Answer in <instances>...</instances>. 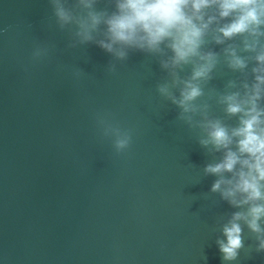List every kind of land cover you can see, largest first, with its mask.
<instances>
[{
  "label": "water",
  "instance_id": "obj_1",
  "mask_svg": "<svg viewBox=\"0 0 264 264\" xmlns=\"http://www.w3.org/2000/svg\"><path fill=\"white\" fill-rule=\"evenodd\" d=\"M69 35L48 0H0V264H222L220 222L239 209L202 173L221 154L209 155L157 93L167 78L158 59L130 51L108 74L112 56L95 44L65 51ZM39 42L56 48L33 63ZM73 67L87 75L74 79ZM242 78L222 64L205 99ZM98 113L132 130L126 153L101 139ZM243 236L232 264H264L246 226Z\"/></svg>",
  "mask_w": 264,
  "mask_h": 264
},
{
  "label": "clouds",
  "instance_id": "obj_2",
  "mask_svg": "<svg viewBox=\"0 0 264 264\" xmlns=\"http://www.w3.org/2000/svg\"><path fill=\"white\" fill-rule=\"evenodd\" d=\"M48 2L56 27L70 34L65 51L97 45L113 58L108 74L116 73L117 62L127 60L130 51L158 59L167 78L157 83V93L179 109L176 121L198 130L197 141L209 155L221 154L202 170L203 176L217 177L211 193L239 209L220 222L223 238L216 243L222 264H232L245 249V226L255 237V251L264 253V0H106L103 9L97 8L100 0ZM210 43L223 46L221 52L208 48ZM55 48L36 43L32 62L49 59ZM222 64L243 78L229 80L223 92L205 99ZM189 67L190 74L181 76ZM86 75L73 67L74 79ZM213 98L223 117L211 114ZM233 119L235 126L226 122ZM95 120L116 155L130 149L131 129L111 113H98Z\"/></svg>",
  "mask_w": 264,
  "mask_h": 264
}]
</instances>
